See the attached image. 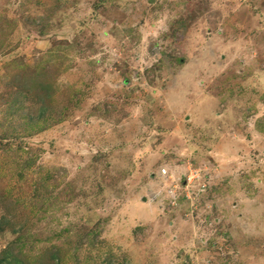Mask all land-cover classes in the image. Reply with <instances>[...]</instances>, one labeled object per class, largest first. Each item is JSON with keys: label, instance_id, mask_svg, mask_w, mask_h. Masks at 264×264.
<instances>
[{"label": "rangeland", "instance_id": "374dc122", "mask_svg": "<svg viewBox=\"0 0 264 264\" xmlns=\"http://www.w3.org/2000/svg\"><path fill=\"white\" fill-rule=\"evenodd\" d=\"M58 57L59 117L0 142V252L264 264V0H0L1 78Z\"/></svg>", "mask_w": 264, "mask_h": 264}, {"label": "trees", "instance_id": "16d2710c", "mask_svg": "<svg viewBox=\"0 0 264 264\" xmlns=\"http://www.w3.org/2000/svg\"><path fill=\"white\" fill-rule=\"evenodd\" d=\"M53 57V55L50 56L51 59ZM62 64V58L58 57L50 67L39 65V68L33 71L14 74L9 76L8 79L7 76H4V78L0 77V84H4L7 89V85H9L12 90L11 92L5 91L0 95V142L11 138L18 139L21 135L28 134L29 131L32 134V132L47 129L51 125V121L56 116L59 117L60 112L58 110L54 112V105L51 102H53L57 94H61L60 88H57L53 82V77L60 74L61 70L59 69ZM20 68L24 69L25 67L20 66ZM51 105H53L52 108ZM62 109H66V106H63ZM58 121H62V118ZM15 123H18L17 128L14 127ZM18 127L21 130H18ZM258 130L264 131L260 126ZM21 131L25 133L21 134ZM22 151L23 148L19 147L16 153ZM16 157L17 154L13 159ZM32 164V159H29L25 162V167L29 168ZM50 177L51 175L46 173L44 177H39L34 182V195L32 196L35 201L34 208H42L44 202L42 197L44 192L47 191ZM1 203L4 205V202ZM5 206L4 210L6 211L7 205ZM6 221L3 217L0 219V230L7 227ZM22 227L20 226L14 232L16 237L11 244L0 252V264H67V260L70 261V264H90L91 256H85L83 261L77 256L81 249V238L75 244L66 237L64 243L66 247L54 245L36 257H28L27 248L36 242L37 239ZM25 234L28 235L27 238ZM91 236L94 237L97 234L93 231H87L85 238L89 240ZM89 242L91 241L89 240ZM110 259H112L110 254L105 257V261H108V264H111Z\"/></svg>", "mask_w": 264, "mask_h": 264}]
</instances>
